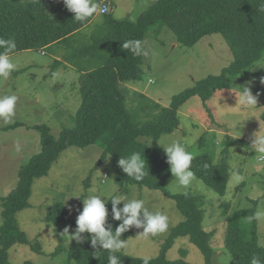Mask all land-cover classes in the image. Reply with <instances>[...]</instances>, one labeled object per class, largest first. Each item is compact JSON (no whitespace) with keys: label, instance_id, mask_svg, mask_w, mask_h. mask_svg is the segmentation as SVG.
I'll return each mask as SVG.
<instances>
[{"label":"rangeland","instance_id":"1","mask_svg":"<svg viewBox=\"0 0 264 264\" xmlns=\"http://www.w3.org/2000/svg\"><path fill=\"white\" fill-rule=\"evenodd\" d=\"M118 1L119 8L124 9L127 5L130 9L134 7V13L133 9L129 13L136 17L154 0ZM145 3L146 6L141 7ZM143 47L147 55L142 54L140 78L137 86L130 84L125 102L136 122L146 121L153 113L151 110L142 111V106L155 103L169 106L175 94L209 75H218L233 60V54L221 34H208L193 46H184L176 41L173 31L162 23L148 28ZM49 54L47 49L12 54L9 58L15 65L14 70L7 78L0 77V95L18 96L12 122L5 124L0 120V197L7 195L16 185L20 166L40 151V133L36 126L46 125L51 135L57 137L62 129L75 124V114L80 106L76 102L81 100V80L77 71L61 69ZM262 80L264 54L249 69L236 75L229 89L220 90L210 97L206 106L198 96L189 98L178 111V128L162 134L156 143L163 149L158 143L178 140L185 144L193 157L209 154L215 161L224 158L228 180L231 175L230 161L238 164L244 176L243 182L232 189L227 181L225 193L232 192L229 201L224 200L225 193L219 195L197 176L187 188L179 190L172 174L165 183V188L171 193L191 191L203 197L202 225L210 235L212 264H237L225 247L230 220L238 225L244 236H251L250 215L246 212L241 215L237 211L254 208L255 213H264V154L251 147L253 134L260 129L264 132L261 118L264 111ZM243 86H249L253 95L257 96V106L248 108L237 104L236 94ZM135 87L141 92H135ZM72 92H78L77 97L72 96ZM70 96L74 101L71 98V102L66 103V98ZM15 123L20 124L10 127ZM140 140L151 145L149 137H140ZM102 150V144L70 146L59 154L46 175L34 180L30 205L16 213L19 227L31 243L16 244L9 249L8 259L12 264L24 261L74 264L68 260V249L76 241H70L61 233L65 228L69 229V235L75 231L76 218L83 210L81 199L89 195L111 198L113 194H118L129 199H143L150 211L167 215L169 227L165 232L143 237L139 235L143 229H137L125 240L126 247L120 251L135 257L151 258L160 253L171 229L183 219L175 201L158 189L128 185L126 190L121 191L115 182L116 172L111 157L98 162ZM56 202L65 205L71 219L69 224L51 225L45 221L48 207ZM225 203L229 205L227 214H223L222 205ZM254 223L257 242L264 247V215L254 219ZM81 235L87 239L85 233ZM35 242L40 244L42 252L31 248L30 244ZM58 246L62 251L52 256L51 253ZM181 249L186 251L183 258L190 264H205L201 251L187 236L177 237L167 250L166 257L170 260L180 258Z\"/></svg>","mask_w":264,"mask_h":264},{"label":"trees","instance_id":"2","mask_svg":"<svg viewBox=\"0 0 264 264\" xmlns=\"http://www.w3.org/2000/svg\"><path fill=\"white\" fill-rule=\"evenodd\" d=\"M93 17L83 22L74 21L73 13L67 10L63 0H0V37L15 40L16 49L10 55L26 50L49 49L67 40ZM155 23L168 26L176 41L184 46H193L205 35L219 33L230 48L233 60L218 75H209L175 94L169 106L158 103L142 106V111L151 110L153 113L146 121L136 122L133 113L125 105L127 89L123 84L139 80L142 55L137 56L124 49L123 43L136 40L143 42L148 28ZM104 24L106 33L84 48L89 59L96 61V66L91 70L79 69L85 71V75L81 78V102L75 114V124L62 129L57 137L51 135L46 125L36 126L35 129L40 133V151L20 166L16 185L7 195L0 197V264H12L8 252L14 245L31 243L19 227L16 213L30 205L34 180L46 175L66 148L92 144L103 145L98 162L107 156L111 157L116 172L115 182L121 191L126 190L128 185L161 190L175 201L183 217L171 229L160 253L151 258L150 264H190L183 258L186 255L183 249L180 250V258L170 260L166 257L167 250L180 236H187L201 251L205 264H212L210 235L202 225L204 199L191 191L171 193L165 188L171 172L164 149L156 143L162 134L178 128V111L189 98L198 96L206 106L210 97L220 90L229 89L236 75L245 72L262 58L264 0H154L134 21H117L106 15ZM261 118L264 121V111ZM140 137H149L151 145L141 141ZM134 152L141 153L146 162V174L141 181L128 177L117 163L120 157L126 158ZM205 164L208 165L206 169ZM191 170L219 195L225 193L228 170L224 158L215 161L209 154L197 155L192 160ZM122 206L123 202L118 205ZM222 206L223 214H227L229 205L225 203ZM106 207L109 211L106 227L110 224L114 230L121 221L112 219L110 200ZM244 212L250 217L255 213L254 208L236 213L242 215ZM254 219L249 237L244 236L236 223L231 220L228 222L225 247L237 264H250L254 254L264 259V247L257 242ZM45 221L51 225H67L71 219L65 205L56 202L48 207ZM136 231L137 228L131 227L120 239L126 240ZM85 234L87 239L81 243L74 242L69 247L68 260L74 264H107L108 251L99 245L93 248L91 235ZM30 246L42 252L38 242ZM61 251L58 246L51 255L55 256ZM116 255L120 257L121 264H142V257L122 252ZM20 264L35 263L24 261Z\"/></svg>","mask_w":264,"mask_h":264},{"label":"clouds","instance_id":"3","mask_svg":"<svg viewBox=\"0 0 264 264\" xmlns=\"http://www.w3.org/2000/svg\"><path fill=\"white\" fill-rule=\"evenodd\" d=\"M63 4L68 11L73 13V20L78 22H83L93 17L100 7V3L98 4L95 0H63ZM0 48H3V51H0V77L7 78L15 68L9 56L16 49V42L14 39H4L0 37ZM123 48L130 50L137 56L142 54L147 55L143 47V42L140 40L125 41L123 43ZM262 82H264V80H262ZM236 95L238 98L237 104H239V106L248 108L257 106V96L253 95L249 86H243ZM17 101L18 96L16 95H0V120L5 124L12 122ZM253 136L254 139L252 140L251 147L256 152L264 154V132L260 129V131L254 133ZM158 144L164 149L167 157L166 162L169 165V171L174 176L177 190L187 188L195 179V174L191 170V163L194 158L193 154L186 149L184 143L178 140ZM117 163L128 177H132L136 181L143 180L146 174V162L145 159L142 158L141 153L134 152L126 158L120 157ZM204 168H208V165L205 164ZM230 168L231 175L228 180V186L232 189L243 182L244 176L241 174L236 162L230 161ZM69 198H67L66 201ZM77 198L81 199L78 196ZM231 199L232 192L226 191L224 200L229 201ZM81 200L83 210L79 212L76 218L75 231L69 235V229L65 228L61 236L68 237L70 241L75 240L77 243H81L83 241L81 234L89 233L91 235V246L93 248L99 245L101 249L108 251L107 264H121L120 257L116 255V253L126 247V241L120 239V237L131 227L137 229L142 228L143 231L139 235L143 237H148L150 235L155 236L159 233H163L169 227L168 216L159 211H150L149 208L145 206V201L143 199H129L124 195L113 194L111 198L102 197L100 195H89ZM109 200L111 202L112 219L121 221L114 230L110 224L106 227L107 218L109 216L106 205ZM121 202H123V206L118 207ZM261 215H264V213H254L253 217H250V219H258ZM141 259L142 264H150V256H144ZM250 264H264V259L254 254Z\"/></svg>","mask_w":264,"mask_h":264},{"label":"crops","instance_id":"4","mask_svg":"<svg viewBox=\"0 0 264 264\" xmlns=\"http://www.w3.org/2000/svg\"><path fill=\"white\" fill-rule=\"evenodd\" d=\"M101 1L103 0H98V4ZM116 1L119 2L118 0H104V2H106L109 6V11L107 12V14H100L97 12L88 24H86L83 28L74 32V34L70 36L67 40L62 41L58 44H54L49 49H47V51L50 53L49 55L52 57V60L58 63L61 69L63 70L73 69L77 71L78 77L81 80V78H83L85 75V71H80L79 69L91 70L96 66V61L94 60L91 61L89 59V55L85 52L84 48L92 45L93 40L95 38L101 37V35L103 36L106 33L107 29L104 24L106 15H109L110 17H112L117 21H121V20L134 21L137 18V16L136 17L132 16L129 13V10L132 9H133L132 12L134 13V7L130 9L127 5V7H125L124 9L121 8V6L119 8V5H117ZM146 4L147 3L143 4L141 7L146 6ZM149 4H147V6ZM147 6L144 9H142L139 13L145 10ZM29 51L31 50H26L23 52H29ZM136 82H127L124 83L123 85L124 87H126V89L130 90L129 89L131 88L130 84L137 86ZM134 89L135 92L137 93L141 92L136 87ZM80 93L81 90H79V95ZM76 94H78V92L71 93L72 96L77 97ZM71 98H72L71 96L70 98L69 97L66 98L65 102L70 103ZM72 100L74 101L73 98ZM80 102L81 100L79 99V101H77L76 103H80Z\"/></svg>","mask_w":264,"mask_h":264},{"label":"built area","instance_id":"5","mask_svg":"<svg viewBox=\"0 0 264 264\" xmlns=\"http://www.w3.org/2000/svg\"><path fill=\"white\" fill-rule=\"evenodd\" d=\"M99 10L98 12L101 13V14H106L109 10V6L106 2L104 1H101L100 4H99Z\"/></svg>","mask_w":264,"mask_h":264}]
</instances>
